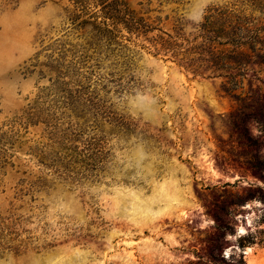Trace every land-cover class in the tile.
I'll return each mask as SVG.
<instances>
[{"label":"rangeland","instance_id":"374dc122","mask_svg":"<svg viewBox=\"0 0 264 264\" xmlns=\"http://www.w3.org/2000/svg\"><path fill=\"white\" fill-rule=\"evenodd\" d=\"M121 1L156 29L104 31L98 0H0V264H264V206L244 207L264 205V64L195 75L151 40L208 59L203 0ZM211 8L264 26V0Z\"/></svg>","mask_w":264,"mask_h":264},{"label":"trees","instance_id":"16d2710c","mask_svg":"<svg viewBox=\"0 0 264 264\" xmlns=\"http://www.w3.org/2000/svg\"><path fill=\"white\" fill-rule=\"evenodd\" d=\"M98 1L103 6L102 21L99 24L104 31L119 32L118 26H123L131 34L146 36L156 29L130 10L124 1L115 0L110 4L104 0ZM97 14L94 15L96 20ZM199 29L204 34L202 37L206 41V51L203 52L208 59L202 57L203 53L197 45H191L193 42L187 41V46H184L185 39L180 36L164 33L166 37L158 36L152 38L151 42L157 54L170 53L181 67L195 75L202 74L200 65L205 64L213 73L229 69L244 72L251 65L264 64V26H257L252 18L229 8H211ZM27 116L29 123V120L36 117L31 112Z\"/></svg>","mask_w":264,"mask_h":264},{"label":"clouds","instance_id":"9594fccd","mask_svg":"<svg viewBox=\"0 0 264 264\" xmlns=\"http://www.w3.org/2000/svg\"><path fill=\"white\" fill-rule=\"evenodd\" d=\"M210 3V0H203V3L198 4L194 7H192L190 9V14L188 16V19H192L196 22L197 25H200L203 23L205 16L207 15V10H208V5ZM186 31L190 32L192 31L191 28H185ZM254 136L259 135L258 130H254L252 133ZM254 205L256 206H264L262 205V203L258 200H252L250 202H248L246 205H244V207L251 209ZM237 219L239 220L240 217H237ZM254 219L253 215H249L247 217L248 220V224L251 225L252 220ZM213 223V221L211 219L208 220V224L204 225L203 227H209L211 224ZM247 234V230L245 229V227L243 226H238L237 228V233L236 236L233 235H228L227 239L228 240H237L238 238L244 236ZM230 253H231V248H227L224 250L223 252V256L225 259H229L230 258Z\"/></svg>","mask_w":264,"mask_h":264}]
</instances>
